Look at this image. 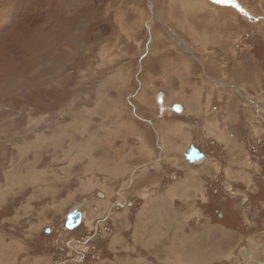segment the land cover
Returning <instances> with one entry per match:
<instances>
[{
  "label": "rangeland",
  "instance_id": "rangeland-1",
  "mask_svg": "<svg viewBox=\"0 0 264 264\" xmlns=\"http://www.w3.org/2000/svg\"><path fill=\"white\" fill-rule=\"evenodd\" d=\"M141 162L202 190L124 208ZM0 264H264V0H0Z\"/></svg>",
  "mask_w": 264,
  "mask_h": 264
},
{
  "label": "crops",
  "instance_id": "crops-1",
  "mask_svg": "<svg viewBox=\"0 0 264 264\" xmlns=\"http://www.w3.org/2000/svg\"><path fill=\"white\" fill-rule=\"evenodd\" d=\"M191 1L192 0L189 2L190 4ZM188 5L183 6V3H181L179 0H169V8H177L183 14H186ZM177 130L179 131V128H172V130L165 131L170 133H164V139L168 138L169 134L171 133H180ZM170 142L173 144L171 140ZM139 153L142 160H144L146 156L150 157L152 155V151L147 146H141L139 148ZM187 163L195 164L189 163L188 161ZM138 168V176L134 175L133 179H128L129 186L127 184L128 188L124 190L126 195L123 196V200L128 203V205L124 208L133 205L135 202H139L141 198L143 201L142 212L145 213L147 207H149L151 210L164 211L163 203L166 204V206H170L172 205V202H175L178 199L190 201L191 197L189 196H191L192 193L202 190L201 179H196L191 175V168H189L190 172L182 170L180 177L178 176L179 172H177V168L172 169L171 175L169 176L167 174L164 176L163 171L161 172L160 170L155 172H153V170H147L142 162L139 164ZM120 176H124V174ZM144 192H147L148 194H143ZM112 206H115L114 203L111 205V207ZM139 214L140 212L136 214L134 218L137 219ZM142 245L144 246V244Z\"/></svg>",
  "mask_w": 264,
  "mask_h": 264
},
{
  "label": "water",
  "instance_id": "water-1",
  "mask_svg": "<svg viewBox=\"0 0 264 264\" xmlns=\"http://www.w3.org/2000/svg\"><path fill=\"white\" fill-rule=\"evenodd\" d=\"M162 95H163V92L158 93L156 95V101L158 105L162 104V101H163ZM172 109L175 111H179L180 106L174 104ZM204 156H205L204 152H202L199 148L193 145L188 146V148L184 152V157L189 163L199 162L204 158ZM81 216H82V213L78 208L76 207L70 208L66 212V215L64 218V227L67 228L68 230L77 227L81 223Z\"/></svg>",
  "mask_w": 264,
  "mask_h": 264
},
{
  "label": "bare ground",
  "instance_id": "bare-ground-1",
  "mask_svg": "<svg viewBox=\"0 0 264 264\" xmlns=\"http://www.w3.org/2000/svg\"><path fill=\"white\" fill-rule=\"evenodd\" d=\"M194 1H195V0H194ZM197 1H198V0H197ZM187 2H188V4H190V3H189L190 0H187ZM199 2H200V1H199ZM196 3H197V2H196ZM188 4H187V5H188ZM206 4H207V3H206ZM206 4H205V5H206ZM203 5H204V4H203ZM213 5H214V4H213ZM209 7H210V6H209ZM215 7H216V6H215ZM25 17H26V16H24V19H25ZM25 20H26V19H25ZM28 21H29V20H28ZM28 21H27V22H28ZM206 21H207V20H206ZM210 23H211V22H210ZM214 23H215V22H214ZM216 23H217V22H216ZM227 23H228V22H227ZM182 24H183V23H182ZM224 25H225V24H224ZM226 25H227V24H226ZM228 25H230V24H228ZM185 26H186V25H185ZM231 26H232V25H231ZM189 27H190V26H189ZM222 28H223V26H222ZM222 28H221V29H222ZM19 29L21 30L22 27H21V26H18V27H17V31H18ZM24 29H25V28H24ZM25 30H26V29H25ZM25 30H23V31H25ZM27 30H28V29H27ZM26 32H27V31H26ZM6 33H10V32L7 31ZM27 33H28V32H27ZM5 35H6V34H5ZM14 35H15V34H14ZM10 40H11V39H10ZM43 43H44V42H43ZM6 79H7V78H6ZM208 125H209V124H208ZM212 132H213V131H212ZM187 148H188V147H187ZM187 148H186V149H187ZM185 151H186V150H185ZM184 183H185V182H184ZM81 219H82V216H81ZM216 245H217V244H216ZM218 245H219V243H218ZM218 245H217V246H218ZM171 247H172V246H171ZM212 248H216V246L214 245V247H212ZM208 249H209V248H208ZM204 251H205V250H204ZM167 255H168V254H167ZM183 258H184V257H183Z\"/></svg>",
  "mask_w": 264,
  "mask_h": 264
}]
</instances>
